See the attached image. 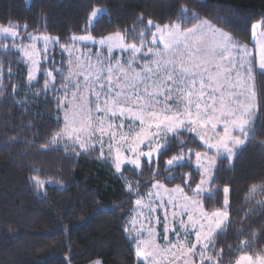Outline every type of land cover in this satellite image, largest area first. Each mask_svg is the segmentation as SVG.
<instances>
[{"label":"snow or ice","instance_id":"snow-or-ice-1","mask_svg":"<svg viewBox=\"0 0 264 264\" xmlns=\"http://www.w3.org/2000/svg\"><path fill=\"white\" fill-rule=\"evenodd\" d=\"M231 12L229 9L228 16L216 12L201 17L182 4L178 11L179 22L170 20L161 25L149 19L140 31L133 26L97 40L89 29L95 28L106 10L94 7L87 17L86 34L68 37L73 47L61 46V52H75L74 45L80 42H91L99 47L95 52L81 53L75 60L69 59L66 71L61 59L60 67L53 63L51 70L44 72L45 92L55 89L56 75L63 78L62 88L56 90L65 94L64 100L57 98L61 107L67 100L69 86L75 91L64 109V128L42 148L56 150L59 143L65 141L86 152L89 148L94 150L98 143L100 157L112 160L117 173L122 175V167L126 165H130L140 178L145 167L152 172L149 199L134 201L140 211L130 222L134 229L140 222L137 235L132 239L136 240L135 255L144 264H163L165 261L168 264H222L224 249L216 250V243L219 237L227 235L226 229L231 222L230 189L228 186L223 188L224 201L220 208L207 210L199 198L206 194L210 199L219 191L213 188L214 170L225 159L232 164L252 141L260 113L264 111V106L259 103L264 88L257 85V76L264 77V31H257L264 29V19L251 25L253 50L232 35ZM142 18L141 14L139 19ZM193 21L191 27H186ZM27 28V23L22 27L11 22L0 26V48L9 51L10 46L5 41L11 39V48L16 49L28 65L27 80L31 86L37 79L36 73L43 70V63L54 60L55 46L60 38L34 35ZM41 43L43 48L39 47ZM116 50L121 52L119 58L115 57ZM125 56L130 58L124 59ZM8 77H12L10 67ZM3 78V66L0 65V85ZM12 88L15 92L16 85ZM185 134L187 139H178ZM197 138L205 147L204 152H193L188 147V140ZM177 145L179 150L161 164V158ZM72 154L80 153L74 151ZM193 155L195 169L201 177L192 190L196 199L186 195L180 185L169 190L160 182L161 179L167 182L175 179V170L189 167ZM182 176L185 177L184 185L190 187L191 174ZM31 179L38 187H44L45 182L37 176ZM148 182L138 179L133 184L128 181L126 190L136 194ZM152 189H163L166 197ZM258 193H264V182L252 184L245 199H255ZM153 196L159 204L153 201ZM258 203L264 208V200ZM158 208L165 211L164 245L158 242L152 224L154 218L157 224L160 223L159 217L153 216ZM169 210L171 224L178 223L179 230L169 228ZM251 214L249 211L245 217ZM170 231L175 233V241L170 239ZM252 236L255 238L256 233ZM245 248H249V243L241 240L231 264H264V250L252 254L244 251ZM227 250L233 251L231 246Z\"/></svg>","mask_w":264,"mask_h":264},{"label":"trees","instance_id":"trees-1","mask_svg":"<svg viewBox=\"0 0 264 264\" xmlns=\"http://www.w3.org/2000/svg\"><path fill=\"white\" fill-rule=\"evenodd\" d=\"M182 4L201 17L216 12L228 16L231 9L232 35L249 47L253 45L251 25L264 19V0H0V26L27 23L28 32L59 37L58 45L70 46L68 37L86 34L87 17L94 7L106 10L95 28L89 29L100 38L133 26L140 31L149 19L161 25L179 22ZM192 23L195 21L186 27ZM5 42L10 50H0L4 76L0 85V264H90L97 260L101 264H141L135 241L125 229L135 196L151 187L152 172L145 167L140 178L124 166L122 175L134 184L138 179L149 181L130 194L115 170L102 160L98 148L86 152L63 146L42 148L62 127L54 116L59 105L57 82L55 89L45 92L46 78L40 73L30 86L21 55L11 48V40ZM12 85H16L15 92ZM257 85L264 88V77L257 76ZM259 103L264 106V94ZM178 139H187V134ZM188 147L193 152L206 150L199 139H189ZM178 150L179 145L166 153L161 164ZM74 151L80 154H72ZM194 160L193 155L189 167L176 169L171 182H160L167 188L180 185L192 196L201 179ZM182 174H191L190 187L184 185ZM214 175L213 188L219 191L210 199L204 196L202 203L207 210L222 207L223 188L229 187L231 222L227 235L218 238L216 250L224 249L222 264H231L241 240L249 243L244 251L255 254L264 250V208L258 203L264 200V193L245 199L252 184L264 182V111L252 141L232 164L227 159L218 163ZM33 176L44 181V187H38ZM249 211L252 214L245 217ZM229 246L233 251L227 250Z\"/></svg>","mask_w":264,"mask_h":264},{"label":"rangeland","instance_id":"rangeland-1","mask_svg":"<svg viewBox=\"0 0 264 264\" xmlns=\"http://www.w3.org/2000/svg\"><path fill=\"white\" fill-rule=\"evenodd\" d=\"M257 31L259 32V31H262V30H261V29H258ZM49 36H50V35H49ZM0 39H2V38H0ZM96 39L98 40L99 38H96ZM8 40H11V39H8ZM25 43H28V41H25ZM39 47H40V48H43V44H42V43L39 44ZM67 47L72 48V47H73V44L70 45V46H67ZM74 47H75V49H76L75 52H73V53H71V54H69L68 52H63V53H62V52H61V46L57 44V45L55 46V58H54V60H51V59H50V60H48L47 62H44V63H43V70H42V71H38V72L36 73V77L38 78V76H39L40 73H43V74H44V72H46L47 70H51V67H52L53 63H55L56 67H60L61 59L64 58V60H65V62H64V63H65V66H67V63H68V60H69V59L75 60L76 57H78L81 53H88V52H90V51H91V52H95L96 48H98L99 45H94V44H92L91 42H80V43L75 44ZM250 48H252V49L254 50V48H255V43H254V42H253V45H252ZM1 49H2V48H0V50H1ZM13 50L17 51L16 49H13ZM145 50H146V49H145ZM17 52H18V51H17ZM18 53H19V52H18ZM19 54H20V53H19ZM20 55H21V54H20ZM49 55L51 56V55H52V52H50ZM120 56H121V52H120L119 50H116V51H115V57H116V58H119ZM21 58H22L24 64H25V65L27 66V68H28V65L26 64V62H25V60L23 59L22 55H21ZM129 58H130V57H128V56H125V57H124V59H129ZM49 63H50V64H49ZM28 70H29V69H28ZM65 71H66V70H65ZM54 75H56V74L54 73ZM44 77L46 78L45 74H44ZM36 80H37V79H36ZM36 80L32 81V83L36 82ZM56 82H57V84H56V85H57V89H61V88H62V85H63V83H64L63 78H62L61 76H59V75H56V78H55L54 83H56ZM32 83H31V84H32ZM73 91H75V89H74L73 87L69 86V88H68V92H67V100H66V102H65L64 107H61V105L58 103L59 105H58V107H57V109H56V111H55V114H54L55 118L58 119V120L62 123V127H61V129L64 128V115H65V110H64V109L67 107V101L71 99V96H72ZM57 94H58L57 98L59 97V98L62 99V100L65 99V94H64L63 91H59V92H57ZM221 132H222V129H221ZM197 139H198V138H197ZM58 146L70 147L71 149H76V150H78V151H82L78 146L73 145L71 142L61 141V142L59 143ZM95 148H98V149L100 150V152H101V149H100V146H99L98 143L95 145ZM89 149H90V148H89ZM104 152H105V154L107 155V140H105V148H104ZM208 154H209V155H213L212 152H209ZM102 160L105 161L106 163H108V164H109V165L115 170V168L113 167V161H112V160L107 159V158L102 159ZM194 163H195V160H194ZM126 166L131 167L130 165H126ZM123 167H124V166H123ZM123 167H122V168H123ZM115 172H116V170H115ZM116 173H117V172H116ZM117 175H118V177L122 180V182L124 183L125 187H126V183H127L128 181H131L129 178L124 177L123 175H121V174H119V173H117ZM131 182H132V181H131ZM132 183H133V182H132ZM133 184H134V183H133ZM165 188H167V187H165ZM150 189H151V187L149 188V190H150ZM167 189L171 190V189H173V188H167ZM149 190L146 191L145 193L137 194V195L135 196L134 201H135L136 199H140V198H143L144 200L149 199V197H148V192H149ZM152 191H153L154 193H157V192H158V193H159V196H161V197H166V194L164 193L163 189H159V190H157V189H152ZM204 196H206V194L203 195V196H201L199 199L202 201V198H203ZM189 197H191V198H193V199H196V198H197V197L194 196V194H193L192 196H189ZM152 199H153V201H154L156 204H159V203H160V201L157 199L156 196H153ZM134 209H135V211H134ZM139 211H140V210H139V209H136V206H135V204H134V207H133L132 212H131V216H130V218L128 219V222H127V225H126V228L128 229L127 234L129 235V237H130L131 239H132V237H135V236L137 235L136 229H139V227H140V222L138 221V222L136 223V228H135V229L132 227V224H131L130 222L134 220V218L137 216V214H138ZM144 214L147 215L148 213L145 211ZM167 215H168V218H169V228L171 229V228L175 227L177 230H179V224H178V223H177L176 225H172V224H171V219H172V216H171V210L168 211ZM153 216H154V217H159L160 223L157 224V223H156V219L154 218V219L152 220V224H153L154 230L156 231V233H157V235H158V242H159L161 245H164V240H163V235H164V216H165V211H164V209H163V208H158L157 211L153 214ZM184 219H185V221H187V217H186V216L184 217ZM144 226H145V228L147 227L146 222H145V225H144ZM169 237H170V239H171L172 241H175V239H176L175 233H174V232H171V231L169 232ZM137 238H138V239H143L144 237H137ZM192 239L194 240V235H193ZM132 240L135 241V244H136V240H135V239H132ZM97 261H99V260H97ZM138 261H139L141 264H144V261H143L142 259H139V258H138ZM94 262H95V261H94ZM94 262H92V263H90V264H94ZM163 264H168V262L165 261V262H163Z\"/></svg>","mask_w":264,"mask_h":264}]
</instances>
